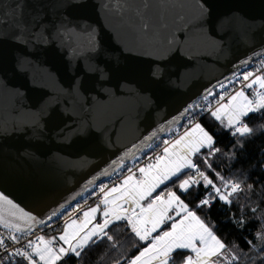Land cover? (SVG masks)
Returning a JSON list of instances; mask_svg holds the SVG:
<instances>
[{
  "label": "water",
  "instance_id": "water-1",
  "mask_svg": "<svg viewBox=\"0 0 264 264\" xmlns=\"http://www.w3.org/2000/svg\"><path fill=\"white\" fill-rule=\"evenodd\" d=\"M259 52L264 0H0V224L72 203Z\"/></svg>",
  "mask_w": 264,
  "mask_h": 264
},
{
  "label": "snow or ice",
  "instance_id": "snow-or-ice-1",
  "mask_svg": "<svg viewBox=\"0 0 264 264\" xmlns=\"http://www.w3.org/2000/svg\"><path fill=\"white\" fill-rule=\"evenodd\" d=\"M243 80H250V83L246 84L245 87L251 88L258 84L261 89H264V75L248 73L243 76ZM221 87L223 88L225 85H221ZM208 95H213L211 90H209ZM257 97L255 100H248L244 95L243 89H241L230 97L227 105H222L215 111L209 110L213 117L221 119L219 113L223 108H231L234 102L241 101V103L236 105L233 114L229 117V127H232L234 124H240L238 119L240 116H246L249 112L257 110H264V94L257 93ZM220 100L223 101L224 96H220ZM197 131L202 133V140L191 139L193 133ZM235 131L240 135H245L252 130L246 125H242L236 126ZM185 141H188L187 145H185ZM204 141H207L206 146L211 148L212 137L199 124H196L191 132L185 133L172 146L171 156L175 157V159L168 158L170 149L166 147L163 150L164 156L156 157V164H149L147 168L142 167L139 169L141 178L134 179V174L128 175L120 186L113 187L110 190L101 189L104 198L100 201V204L105 206L103 222L88 228L98 211V207H93L83 213L84 219L80 224H77L75 220H72L70 224H66L63 234L58 239L68 245L67 249L61 246L57 252L53 248L48 247L54 241H44L43 238H39L40 244L44 245L43 248L34 245L32 241H29L26 247L33 248L34 254L39 256L40 260L44 261V264L59 260L64 255L74 254L80 256L82 250L90 243H95L96 240H104L106 238L112 241L114 237L110 234V225L126 219L131 226V231L140 241H146L151 237L150 246L144 248L129 264H152V262H155V264H176L175 254L182 250H190V253H195V259L189 254L182 261V264H233L238 257L232 255L230 260L225 258V244L213 234L204 222L174 192L169 191L167 193V200L160 195L155 197L152 195L161 184L172 180L173 177L178 178L184 168H193L199 176L203 177L205 186L210 187L215 194L214 197L201 200L200 204L197 205L198 208L210 206L213 198L222 200L225 203L231 202L233 195L241 190L240 184L221 178L222 187H219L213 180L208 179L203 172H200L199 168L190 159L193 153H198L200 148L205 146ZM182 145H184L183 150L177 151ZM153 168L156 169L155 173L152 172ZM128 171L131 173L132 169ZM196 183L198 181L190 177L188 180L181 182L179 188L183 191H188ZM0 199H3V197H0ZM145 200H150L146 206L141 203ZM6 202L9 205L12 204L11 201ZM109 203L115 206L112 210L107 207ZM125 204H128L129 207L125 208ZM174 205L179 208L178 215L183 214L179 222L169 214L170 211L175 210ZM13 207L15 206L13 205ZM117 208L121 209L123 214L116 212L115 209ZM137 208L139 209L138 212L136 211ZM113 216L114 219L110 218ZM26 219L32 220L33 218L26 217ZM166 221L171 222V230L163 231L162 234L153 237L152 233L157 232L158 228ZM11 239L14 242L18 240L17 237H11ZM0 245L4 246V250L7 252V245L4 239H0ZM16 255L28 260L29 264H37L33 259V253L20 249L7 252L4 260H0V264H5V260L8 261V264H11V257Z\"/></svg>",
  "mask_w": 264,
  "mask_h": 264
},
{
  "label": "trees",
  "instance_id": "trees-1",
  "mask_svg": "<svg viewBox=\"0 0 264 264\" xmlns=\"http://www.w3.org/2000/svg\"><path fill=\"white\" fill-rule=\"evenodd\" d=\"M242 122L252 131L245 135L231 133L211 114L203 117L199 124L212 137V146L192 159L199 171L217 186L222 187L221 178L240 184L241 190L230 203L213 198L210 206L198 208L201 200L215 194L205 186L203 177L195 179L192 168L182 171L164 188L173 190L225 244L226 259L235 255L238 259L233 264H264V110L249 112ZM190 177L198 183L188 191L180 190V183ZM110 234L114 237L112 241L97 240L84 248L80 256L64 255L55 264H123L144 246L123 222L110 225ZM186 256L184 251L177 252L176 264ZM11 264L26 263L16 260Z\"/></svg>",
  "mask_w": 264,
  "mask_h": 264
},
{
  "label": "built area",
  "instance_id": "built-area-1",
  "mask_svg": "<svg viewBox=\"0 0 264 264\" xmlns=\"http://www.w3.org/2000/svg\"><path fill=\"white\" fill-rule=\"evenodd\" d=\"M248 73L264 75V52L257 53L253 60L213 87L211 89L213 95H208L207 92L206 95L196 99L185 109L183 115L175 124L163 129L140 152L129 160L120 162L109 174L86 187L76 200L47 216L40 224L24 232H18L0 224V239H4L7 245V252H12L14 249L28 251L30 247H26V245L29 241L36 244L39 238L57 234L66 222L79 221L85 209L93 204L100 203L104 198L101 189L110 190L113 187L120 186L128 175L134 174V179L141 178L140 168H147L149 164L156 163V157H162L164 148L198 124L203 117L211 114L209 109L214 111L219 106L227 104L230 97L235 95L236 92L243 89L244 95L249 100L257 99V93L263 94V89L258 84L251 88L245 87L246 84L250 83V80L244 81L243 76ZM221 85H225V87L222 88ZM220 96H224L223 101L220 100ZM242 125L243 122L240 121L238 126ZM129 169H132L131 173L128 171ZM11 237H17L18 240L14 242ZM7 252H5L4 246L0 245V260H4ZM16 260H23V257L19 255L11 257V261ZM7 262L5 260V263Z\"/></svg>",
  "mask_w": 264,
  "mask_h": 264
},
{
  "label": "crops",
  "instance_id": "crops-1",
  "mask_svg": "<svg viewBox=\"0 0 264 264\" xmlns=\"http://www.w3.org/2000/svg\"><path fill=\"white\" fill-rule=\"evenodd\" d=\"M245 97H246V96H245ZM246 98L249 100L248 97H246ZM242 99H243V98H242ZM227 104H228V103H227ZM227 104H226V105H227ZM236 105H237V104H235V107H236ZM229 110H230L231 112H233L235 109L231 107V108H229ZM214 111H215V110H214ZM242 118H243V116H240V117H239V121H242ZM221 120L224 121V119H221ZM221 123H222V122H221ZM198 124H199V123H198ZM199 125H200V124H199ZM200 126H201V125H200ZM236 126H238V125L235 124L234 127L236 128ZM194 127H195V125H194L190 130H188L187 132H191L192 129H193ZM201 128H202V127H201ZM235 128L232 129L231 133H236ZM204 131H205V130H204ZM187 132H186V133H187ZM205 132H206V131H205ZM196 134L200 136V139H203V135H202V133H200L199 131L193 133V136H192L191 139L196 140V139H197L196 136H195ZM238 134H239V133H238ZM184 135H185V133H184L182 136H184ZM179 139H180V138H179ZM179 139H178V140H179ZM204 142H205V146L201 147V148H200V151L203 150V149L206 150V149L209 148L208 146H206V145H207V141H204ZM174 144H175V142L172 143V144H170L169 146H167V147L170 149V155H169V157H168L169 159H175V157L171 156V149H172V146H173ZM187 144H188V141H185V145H187ZM183 148H184V145H182L180 148H178L177 151H182ZM200 151H199V152H200ZM199 152H198V153H199ZM195 154H197V153H193V154L191 155V157H190L191 161H192L193 156H194ZM163 156H164V151H163V153H162V157H163ZM154 164H156V163H154ZM263 168H264V167H263ZM187 169H189V168H184L183 171H184V170H187ZM190 169H191V168H190ZM190 169H189V170H190ZM193 171H195V170H193ZM152 172L155 173V172H156V169L153 168V169H152ZM198 176H199L198 174L195 175V177H198ZM173 178H175V177H173ZM173 178H172V179H173ZM124 179H125V178H124ZM168 182H169V181H166L164 184H161L160 187L157 188L156 191L152 194L153 197H155L156 195H160L163 199L167 200V193H168L169 191L174 192L173 190H171V189H169V188H164V186H165ZM121 183H122V182H121ZM120 185H121V184H120ZM174 193H175V192H174ZM175 194H176V193H175ZM176 195H177V194H176ZM180 200H181V199H180ZM181 201H182V200H181ZM148 202H150V200H145V201H142L141 203H143V204L146 206V204H147ZM182 202H183V201H182ZM183 203H184V202H183ZM93 207H98V211H97V213L95 214V219L92 220V222L88 225V228H91V227H92L93 225H95V224L102 223L103 220H104L103 212H104V210H105V206L102 205V204H100V203H96V204L91 205L90 207H88L87 209H85V210L83 211V213H84L85 211L90 210V209L93 208ZM107 207H108L109 210H112L115 206H114L113 204L109 203V205H108ZM124 207L127 208V207H129V205H128V204H125ZM173 207H174L175 210H174V211H170L169 214L172 215V216L174 217V219H176L177 222H179V219L182 218V215H183V214L178 215V213H179V208L176 207L175 205H174ZM115 211H116V212H120L121 214H123L121 209H118V208H117V209H115ZM136 211L138 212L139 209L137 208ZM83 213H82V217H81V219H80L79 221H76L77 224H80V223L83 221V219H84V217H83ZM110 218L114 219V216H113V217H110ZM71 222H72V221H68V222H66V223L64 224V226L61 228V230H60L57 234H55V235H46V236L43 237V240H44V241H48V240H53V241H54V243L51 244V245H48V247L53 248V249L56 250L57 252H58V249H59L61 246L65 247L66 249L68 248V245H67L64 241H59L58 237H59L61 234H63V231H64V228H65L66 224H70ZM118 222H123V223H125V224L131 229V226L128 224V222H127L126 219H125V220L118 221ZM149 226H150V225H149ZM170 230H171V222L166 221V222H165L160 228H158L157 232L152 233V236L154 237V236H156V235H158V234H162L163 231H170ZM143 242H144V246H143V248L140 249L136 255H134L132 258H130L129 260H127V261H126L125 263H123V264H129V262H130L132 259H134L136 256H138V255L140 254V252L144 250V248L149 247L150 244H151V237H150L148 240L143 241ZM34 245H36V246H38V247H40V248H43V247H44L43 244H40V241H38V242H37L36 244H34ZM182 251L186 252L188 255L190 254V255L195 259V253H190V250H182ZM27 252H28V253H33V259H34V261L37 262V264H44V261L40 260V257L34 254V252H33V248H30ZM62 257H63V256H62ZM62 257H61V258H62ZM183 260H184V259H183ZM23 261H24L26 264H29V261L26 260V259H24V258H23ZM57 261H58V260H55V261H53V262H49V264H55ZM152 264H155V262H152ZM180 264H182V262H181Z\"/></svg>",
  "mask_w": 264,
  "mask_h": 264
},
{
  "label": "rangeland",
  "instance_id": "rangeland-1",
  "mask_svg": "<svg viewBox=\"0 0 264 264\" xmlns=\"http://www.w3.org/2000/svg\"><path fill=\"white\" fill-rule=\"evenodd\" d=\"M263 94H264V89H263ZM239 103H241V101H236V102H234V104H233V106H232V108H234L235 109V104H239ZM223 105H226V104H223ZM220 107H222V105L221 106H219L218 108H220ZM246 110V109H245ZM233 114V112H231L230 110H229V108H223L222 109V111L219 113V115H220V117H221V119H224V121H222L221 119H216L215 117H213L212 115H211V117L214 119V120H216V121H218V122H222V124L224 125V127L227 129V130H229L230 132L232 131V129H234L235 127V124H234V126H232V127H229V117L231 116ZM239 119V118H238ZM196 136V138L197 139H200V136L199 135H195ZM178 139H176V141H177ZM202 140V139H201ZM175 141V142H176ZM174 143V142H173ZM205 143V142H204ZM190 169V168H189ZM192 170H194V169H192ZM194 173H195V171H194ZM195 174H197V173H195ZM197 177H195V179H196ZM200 178H202L201 176H200ZM186 180H188V179H186ZM181 190V189H180ZM232 256V255H231ZM231 256H230V259H231ZM229 259V260H230ZM236 261H234V263H235Z\"/></svg>",
  "mask_w": 264,
  "mask_h": 264
}]
</instances>
